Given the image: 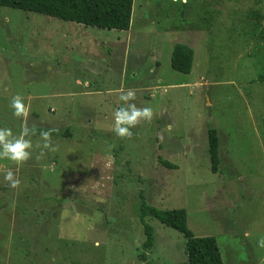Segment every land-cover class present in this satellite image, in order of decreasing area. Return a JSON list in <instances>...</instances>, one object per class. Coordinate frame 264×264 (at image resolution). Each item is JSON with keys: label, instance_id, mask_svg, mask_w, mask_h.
<instances>
[{"label": "rangeland", "instance_id": "1", "mask_svg": "<svg viewBox=\"0 0 264 264\" xmlns=\"http://www.w3.org/2000/svg\"><path fill=\"white\" fill-rule=\"evenodd\" d=\"M177 44L194 51L189 74L172 68ZM129 89L127 103L153 109L131 138L114 131ZM17 94L27 117L13 115ZM23 125L30 157L0 159V264H146L141 193L187 209L224 264H264V0H134L128 31L0 6V128ZM146 221L148 262L188 264L185 236Z\"/></svg>", "mask_w": 264, "mask_h": 264}, {"label": "trees", "instance_id": "2", "mask_svg": "<svg viewBox=\"0 0 264 264\" xmlns=\"http://www.w3.org/2000/svg\"><path fill=\"white\" fill-rule=\"evenodd\" d=\"M1 7L41 13L64 21L103 29L128 31L132 24L134 0H0ZM194 63V51L185 44H177L171 55L172 68L189 74ZM221 137L218 129L208 128V149L214 166H219ZM168 168L175 165L162 161ZM139 217L147 236L139 258L148 262L146 250L154 246V228L146 221L154 217L162 223L177 229L187 239L188 264H224L220 247L214 236L196 237L188 228V212L185 208L160 209L146 202L140 194Z\"/></svg>", "mask_w": 264, "mask_h": 264}, {"label": "clouds", "instance_id": "3", "mask_svg": "<svg viewBox=\"0 0 264 264\" xmlns=\"http://www.w3.org/2000/svg\"><path fill=\"white\" fill-rule=\"evenodd\" d=\"M136 98L134 90L129 89L122 92L119 99L124 102V105L115 111V128L116 135L120 137L131 138V128L137 125L141 120H151L153 116V109L151 107L138 108L133 103H127ZM10 107L14 110L13 115L17 117H27L28 110L23 102V98L17 94L12 97ZM34 134L32 129L26 125L21 127L20 134L14 135L10 128H0V159L7 158L17 164L26 161L30 155L33 145L30 139H25V136ZM41 137L44 140L43 148L50 151H55L56 148L50 144V134L48 132H41ZM39 146V145H37ZM4 180L8 182L12 188L20 184V180L14 173L9 170L4 175ZM261 246H264V238L259 241Z\"/></svg>", "mask_w": 264, "mask_h": 264}, {"label": "crops", "instance_id": "4", "mask_svg": "<svg viewBox=\"0 0 264 264\" xmlns=\"http://www.w3.org/2000/svg\"><path fill=\"white\" fill-rule=\"evenodd\" d=\"M82 32V31H81ZM78 83H80V81H77V83L76 84H78Z\"/></svg>", "mask_w": 264, "mask_h": 264}]
</instances>
